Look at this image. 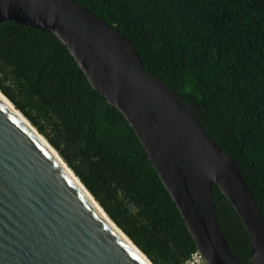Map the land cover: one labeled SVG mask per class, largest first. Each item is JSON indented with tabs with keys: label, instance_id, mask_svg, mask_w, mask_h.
<instances>
[{
	"label": "trees",
	"instance_id": "trees-1",
	"mask_svg": "<svg viewBox=\"0 0 264 264\" xmlns=\"http://www.w3.org/2000/svg\"><path fill=\"white\" fill-rule=\"evenodd\" d=\"M75 1L126 35L191 106L264 217V0ZM0 91L154 264H185L197 251L134 130L57 36L0 22ZM213 194L230 247L247 260V231L216 185Z\"/></svg>",
	"mask_w": 264,
	"mask_h": 264
},
{
	"label": "water",
	"instance_id": "water-1",
	"mask_svg": "<svg viewBox=\"0 0 264 264\" xmlns=\"http://www.w3.org/2000/svg\"><path fill=\"white\" fill-rule=\"evenodd\" d=\"M4 21L41 28L67 47L134 130L206 264H264V217L235 160L177 91L145 67L126 35L75 0H0ZM81 184L86 192L0 99V264H154ZM214 185L250 237L247 260L222 230Z\"/></svg>",
	"mask_w": 264,
	"mask_h": 264
},
{
	"label": "bare ground",
	"instance_id": "bare-ground-1",
	"mask_svg": "<svg viewBox=\"0 0 264 264\" xmlns=\"http://www.w3.org/2000/svg\"><path fill=\"white\" fill-rule=\"evenodd\" d=\"M0 99L1 101L11 110V112L17 116L22 123L27 126L34 135L37 136V138L45 145V147L55 156L57 157V159H59V161L61 162V164L63 165V167H65L66 171L69 173V175L80 185V187H82V189L86 192V190L84 189V187L82 186L81 182L79 181V179L75 176V174H73V172L70 170V168L64 163L63 159H61L60 155L57 153V151L49 144V142L35 129V127L27 120V118L18 110L16 109L13 104L10 102V100L1 93L0 91ZM88 195V193H87ZM89 199L94 203L96 209L98 210V212L104 217V219L112 226L113 229H115L121 237H123V239L125 241H127L134 249L135 251H137L144 260H146L147 262H149V260L133 245V243L129 240V238L111 221V219L103 212V210L101 209V207L96 203V201L90 196V194L88 195Z\"/></svg>",
	"mask_w": 264,
	"mask_h": 264
},
{
	"label": "built area",
	"instance_id": "built-area-1",
	"mask_svg": "<svg viewBox=\"0 0 264 264\" xmlns=\"http://www.w3.org/2000/svg\"><path fill=\"white\" fill-rule=\"evenodd\" d=\"M199 262H202V264H206L202 255L197 250L191 254L190 258L186 261L185 264H199Z\"/></svg>",
	"mask_w": 264,
	"mask_h": 264
},
{
	"label": "rangeland",
	"instance_id": "rangeland-1",
	"mask_svg": "<svg viewBox=\"0 0 264 264\" xmlns=\"http://www.w3.org/2000/svg\"><path fill=\"white\" fill-rule=\"evenodd\" d=\"M199 264H202V262H199Z\"/></svg>",
	"mask_w": 264,
	"mask_h": 264
}]
</instances>
